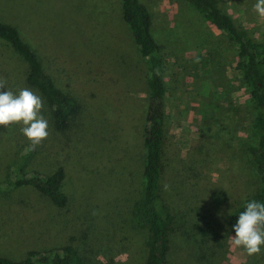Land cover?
<instances>
[{
  "label": "rangeland",
  "instance_id": "374dc122",
  "mask_svg": "<svg viewBox=\"0 0 264 264\" xmlns=\"http://www.w3.org/2000/svg\"><path fill=\"white\" fill-rule=\"evenodd\" d=\"M139 2L150 17L166 88L160 186L173 222L166 264H264V245L252 256L233 246L228 222L259 184L246 153L255 143V109L234 47L182 0ZM256 2L220 0V7L264 44ZM0 24L31 49V41L47 38L59 56L40 53L42 69L78 105L68 128L56 132L43 101L49 134L35 148L22 125L0 126V182L30 145L23 172L62 168L67 198L58 211L28 187L0 193V256L17 262L27 251L69 243L90 264H143L147 232L133 228L130 214L141 187L146 65L121 19L120 0H0ZM26 71L0 39L5 90L29 88Z\"/></svg>",
  "mask_w": 264,
  "mask_h": 264
},
{
  "label": "trees",
  "instance_id": "16d2710c",
  "mask_svg": "<svg viewBox=\"0 0 264 264\" xmlns=\"http://www.w3.org/2000/svg\"><path fill=\"white\" fill-rule=\"evenodd\" d=\"M202 15L230 42L238 57L237 69L249 88V96L255 114L251 132L255 143L246 148L249 160L254 166L259 184L254 192L228 216L232 228L245 204L250 200L264 203V44L255 41L249 33L237 25L232 17L220 7V0H182ZM120 14L127 25L134 45L146 65L148 105L144 116L142 147L144 159L141 171L140 193L132 204L130 223L133 228L147 232L143 264H166L169 252L170 234L173 232L172 216L161 201L163 173V141L165 120V83L159 49L150 33V17L139 0H120ZM0 39L26 62L25 83L35 90L49 109L53 128L63 132L68 128L70 117L78 111L76 101L60 91L47 75L29 46L17 31L0 24ZM33 150L25 145L17 154L18 160L10 165L9 176L0 182V193L28 187L44 197L51 206L61 211L66 208L67 198L61 191L63 169L58 167L50 174L23 172ZM16 157V158H17ZM201 234H206L198 229ZM0 264H90L87 256L71 244H64L46 250L27 251L20 261L0 256Z\"/></svg>",
  "mask_w": 264,
  "mask_h": 264
},
{
  "label": "clouds",
  "instance_id": "9594fccd",
  "mask_svg": "<svg viewBox=\"0 0 264 264\" xmlns=\"http://www.w3.org/2000/svg\"><path fill=\"white\" fill-rule=\"evenodd\" d=\"M254 11L264 17V0H257ZM0 79V126L20 124L21 132L33 148L48 137V121L41 114L42 98L29 88L20 89L18 94L5 90ZM167 187V186H165ZM233 246L243 248L249 256L260 253L264 245V203L248 201L233 226Z\"/></svg>",
  "mask_w": 264,
  "mask_h": 264
},
{
  "label": "crops",
  "instance_id": "0c3cea01",
  "mask_svg": "<svg viewBox=\"0 0 264 264\" xmlns=\"http://www.w3.org/2000/svg\"><path fill=\"white\" fill-rule=\"evenodd\" d=\"M47 38L46 37H43V39L41 41H39L40 45L39 44H35L33 41H31V46L33 47L31 50L33 51V53L36 55L37 59L39 60L40 64H41V67H42V62L39 58V55L41 53V55L45 58H49V57H57L59 56L56 53H51V51L49 50V45L47 44L46 42ZM61 49L60 47H57L55 48L54 45H52V51H57ZM44 71V70H43ZM27 72V71H26ZM45 72V71H44ZM47 74V73H46ZM48 75V74H47Z\"/></svg>",
  "mask_w": 264,
  "mask_h": 264
}]
</instances>
